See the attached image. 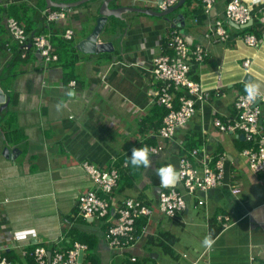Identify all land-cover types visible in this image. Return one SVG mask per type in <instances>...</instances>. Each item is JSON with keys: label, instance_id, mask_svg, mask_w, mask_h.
I'll return each instance as SVG.
<instances>
[{"label": "crops", "instance_id": "obj_1", "mask_svg": "<svg viewBox=\"0 0 264 264\" xmlns=\"http://www.w3.org/2000/svg\"><path fill=\"white\" fill-rule=\"evenodd\" d=\"M77 1L0 0V87L6 95L0 103V248L14 264H32L25 252L37 246L69 249L71 237L95 240L92 252L98 264H130L134 256L145 258L147 264L264 261V175L251 170L243 153L249 143L243 136L222 132L213 123L216 117L235 115V101L246 86L264 93V0H245L253 6L252 19L247 27L227 20L226 40L220 39L214 24L224 17L229 0H219L211 9L192 0L166 16L138 10L162 12L159 0H112L108 8L109 0H87L73 8L56 6ZM57 8H65L66 17L48 22L45 11ZM179 14L184 20L175 25ZM101 16L108 19L99 41L113 46L109 51L86 53L78 46ZM9 17L20 19L32 34H50L54 43L74 30L66 41L75 44L79 60L67 66L63 58L47 62L32 51L11 65V47L18 43L7 28ZM175 29L191 48H206L205 60L195 64L193 71L208 91L197 101L196 115L171 139L162 140L158 131L163 121L157 110L162 107L152 101L159 81L152 69L156 56L170 52L168 42ZM250 34L256 35L258 47L245 42ZM55 48L58 54L59 47ZM246 59L252 60L248 67ZM150 138L155 140L151 145L162 144L163 149L150 153L151 166L136 188L112 193L109 217L85 219L78 201L95 189V182L84 163L110 170L118 157ZM189 138L201 141L194 148L197 157L190 155L192 150L184 154L195 164H213L223 156L224 182L207 195L186 194L187 208L177 218H169L157 208L162 187L156 169L160 163L178 171ZM235 186L242 189L240 194L233 193ZM138 196L155 205L153 217L135 245L113 248L105 233L115 222L114 209L125 198ZM200 198L206 199L204 205H197ZM221 214L230 216L231 226L213 237L215 244L206 249L203 240L211 224L222 226L217 220ZM164 231L178 237L173 255L148 244L151 236Z\"/></svg>", "mask_w": 264, "mask_h": 264}, {"label": "built area", "instance_id": "obj_2", "mask_svg": "<svg viewBox=\"0 0 264 264\" xmlns=\"http://www.w3.org/2000/svg\"><path fill=\"white\" fill-rule=\"evenodd\" d=\"M180 0H162L160 8L165 11L174 6ZM211 9L219 0H197ZM253 6L245 0H229L224 12V17L217 19L214 24L215 32L221 40H226L228 31L225 27L226 21H233L238 25H245L252 19ZM48 22L64 19L67 15L65 8L48 9L44 13ZM7 28L13 39L20 45L23 57L27 56L29 49V34L25 27L14 17L7 19ZM74 30L70 29L64 35L67 40L72 39ZM34 50L47 61L59 59L50 34H34L32 36ZM245 42L250 46L258 47L259 41L254 34L247 35ZM169 53H162L153 61V75L159 81V86L154 90L153 102L168 109L163 119V124L158 131L160 139H171L178 128L185 126L197 112V101H202L208 91L201 80L191 78L190 72L195 64L205 60L207 50L202 45L190 47L186 39L178 33L177 29L172 31L168 42ZM251 59H246L245 67L251 64ZM76 81H72L75 85ZM182 88L183 94L179 97V106L175 107V89ZM261 97L264 93L259 91ZM236 113L227 119L216 117L214 126L225 133H236L242 135L249 143L243 153L248 158L249 166L256 174L264 175V98H258L255 102L247 99V93L238 95L235 101ZM150 153L158 154L163 145L150 146ZM198 149L192 151L197 157ZM210 161H201L195 164L189 157H181L178 172L180 179L176 186L162 187L158 196L157 208L169 218H176L187 208L186 194H196L201 191L207 193L223 184L225 176V165L223 156H219L213 164ZM86 171L95 182V189L83 193L78 201L79 213L85 219H105L111 214L112 193L117 187L119 170L113 167L103 170L89 162L84 163ZM234 194H240L242 189L235 186ZM206 199L200 198L197 205H204ZM154 204L145 203L137 197H127L114 209L115 222L112 223L105 233L107 242L117 249H125L135 245L141 237L137 232L136 222L140 218H146L147 222L153 217ZM222 224V231L231 225V218L227 214L217 216ZM147 225V223H146ZM144 225L141 233L146 229ZM88 250V245L75 241L71 248H53L48 250L44 246H37L25 255L34 257L37 264H83L80 254ZM136 262V256L131 258ZM0 264H14L6 255L5 249L0 248ZM250 264H264V261L253 260Z\"/></svg>", "mask_w": 264, "mask_h": 264}, {"label": "trees", "instance_id": "obj_3", "mask_svg": "<svg viewBox=\"0 0 264 264\" xmlns=\"http://www.w3.org/2000/svg\"><path fill=\"white\" fill-rule=\"evenodd\" d=\"M190 3L192 2V0H186L185 3ZM60 8H57L56 10H59ZM19 20L20 23H22V21L20 19ZM25 29L27 31V33L29 34L28 37V41H29V49L27 50V56L34 50V45H33V40H32V36L34 34H32V30L29 27L25 26ZM41 34V33H39ZM12 36V35H11ZM67 39H63L61 37H59L57 39V41H55L54 46L59 47V51H58V56L59 59L65 60V64L67 66H71L75 63H77V61L79 60V54L77 53V48L75 46V44H73V42L70 41H66ZM14 48V49H13ZM64 48V51L61 52L60 49ZM11 49H13V56H12V63L11 65L17 63L18 61H20L22 58H26L23 57L22 55V49L20 47L19 44L14 45L13 47H11ZM56 50V48H55ZM66 54V56H64V54ZM65 57V58H64ZM194 66V65H193ZM16 73H14L15 75ZM190 76L191 78L195 79V80H199L198 79V75H194V71H193V67L191 69L190 72ZM175 92V107L178 108L179 106V97L183 94V89L182 88H178L174 90ZM162 108H157V110L159 111L160 117L163 121L165 115L168 113V109H166L163 106H160ZM155 140L154 138H150L149 140H147L144 144H140L139 147H144L147 146L148 148H150V146H154L151 144H154ZM200 139H195V138H189L188 139V143H186V147L185 149L182 151L183 155H181V157H186L184 154H186L187 151L189 150H194V148L198 147L199 143H200ZM192 151H191V156H192ZM190 152V151H189ZM130 155H131V151L127 152L126 154H123L122 156L118 157L117 160L115 161V166L118 170H119V180H118V184L119 187H115L116 190L118 191V193H124L125 191H127L128 189H133L136 188L138 181L142 178L143 173L145 172L146 168H139V169H135L131 166L130 164ZM193 157V156H192ZM190 158V157H189ZM166 166V164H158V167H164ZM158 183H160V178L158 177ZM114 189L113 192L116 191ZM137 198H139L140 200H142L145 203H151L150 201H148L144 196H138ZM78 207V206H77ZM75 213H77V209L75 208ZM177 218V217H176ZM147 223V219L146 218H140L137 220L136 222V226H137V232L138 234H141V229L144 225H146ZM222 231V226L220 225H216V224H211L210 225V234L213 237H215L216 235H218L220 232ZM71 236H73V234H71ZM73 238V244L75 242V240H80V242L82 243H86L88 245V250L90 251L89 253H87L86 255V259L83 261V264H98V261L95 257V254L92 252V250L97 246L96 241L95 240H87L84 238H80V237H71ZM178 240V237L175 236L172 232L170 231H164L161 232L158 236H151L148 239V244H154V245H158L160 247L163 248L164 251H166L167 253L173 255V250H172V245L175 244ZM54 248V247H53ZM52 248V249H53ZM32 264H37L34 257H30L29 258ZM130 264H147V261L144 259L140 260L138 258V260L136 262H131Z\"/></svg>", "mask_w": 264, "mask_h": 264}, {"label": "water", "instance_id": "obj_4", "mask_svg": "<svg viewBox=\"0 0 264 264\" xmlns=\"http://www.w3.org/2000/svg\"><path fill=\"white\" fill-rule=\"evenodd\" d=\"M87 0H79L77 2H71V3H60V4H56V6H61V7H65V8H73L74 6H77L79 4H81L82 2H85ZM112 0L107 1L105 4L107 6V8L109 7L108 4L109 2ZM186 0H180L178 3H176L174 6L170 7L168 10L162 11V12H156V11H152V10H146V9H138L141 12H146L149 14H153L156 16H166L167 14L174 12L175 10H177L181 5H183L185 3ZM159 2H162V0H159ZM107 17L106 16H101L98 18L96 26L93 30V32L91 33V35H89L86 39H84V41L78 46L79 49L83 50L86 53H99L102 51H109L111 50L113 43L112 42H102L99 41V35L103 30V27L107 21ZM180 20H184V15L183 14H179L175 19V25H179L180 24ZM233 25H235L236 27H239L238 24H236L233 21H230ZM181 25V24H180ZM244 26H248V23L245 25H242L241 27ZM248 76L245 78V81H248ZM6 101V95L3 92V90L0 87V103H4ZM244 139V137H243ZM177 171V170H176ZM178 172V171H177ZM178 183V182H177ZM177 183L174 185L176 186ZM83 258V253L80 254V259Z\"/></svg>", "mask_w": 264, "mask_h": 264}, {"label": "clouds", "instance_id": "obj_5", "mask_svg": "<svg viewBox=\"0 0 264 264\" xmlns=\"http://www.w3.org/2000/svg\"><path fill=\"white\" fill-rule=\"evenodd\" d=\"M247 93V99L255 102L261 97L258 88L248 85L245 87ZM150 149L147 146L144 147H134L131 150L130 164L133 168L139 169L141 167L148 168L151 166L150 161ZM156 175L160 178L161 187L174 186L180 179V173L177 172L173 166L168 165L156 169ZM215 244V240L212 238L211 234L205 236L203 240V245L206 249H211Z\"/></svg>", "mask_w": 264, "mask_h": 264}, {"label": "bare ground", "instance_id": "obj_6", "mask_svg": "<svg viewBox=\"0 0 264 264\" xmlns=\"http://www.w3.org/2000/svg\"><path fill=\"white\" fill-rule=\"evenodd\" d=\"M117 187H119V185H118ZM117 187H116V188H117ZM116 188H115V190H116Z\"/></svg>", "mask_w": 264, "mask_h": 264}, {"label": "rangeland", "instance_id": "obj_7", "mask_svg": "<svg viewBox=\"0 0 264 264\" xmlns=\"http://www.w3.org/2000/svg\"><path fill=\"white\" fill-rule=\"evenodd\" d=\"M71 42V41H70ZM241 187H242V185H241Z\"/></svg>", "mask_w": 264, "mask_h": 264}]
</instances>
